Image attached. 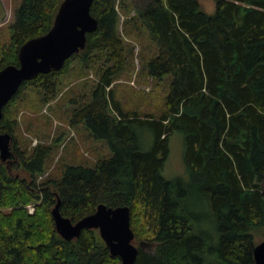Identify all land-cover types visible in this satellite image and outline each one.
Returning <instances> with one entry per match:
<instances>
[{"label": "trees", "instance_id": "trees-1", "mask_svg": "<svg viewBox=\"0 0 264 264\" xmlns=\"http://www.w3.org/2000/svg\"><path fill=\"white\" fill-rule=\"evenodd\" d=\"M62 1L21 0L13 22L0 27V71L18 66L20 48L51 30ZM215 5L209 14L199 0H95L98 28L86 48L61 70L23 83L0 121L14 154L10 168L0 159V264H121L98 230L71 241L57 233L59 200L74 223L100 204L129 206L135 264H256V236L264 234V0ZM129 38L146 45L137 74L152 86L147 104L159 102L145 115L117 92V81L136 71ZM90 70L92 82L70 88ZM64 87L69 125L104 142L110 157L64 164L58 178L40 180L58 140L21 146L20 112L51 105ZM28 131L44 138L43 128ZM176 133L188 178L167 180Z\"/></svg>", "mask_w": 264, "mask_h": 264}, {"label": "water", "instance_id": "water-1", "mask_svg": "<svg viewBox=\"0 0 264 264\" xmlns=\"http://www.w3.org/2000/svg\"><path fill=\"white\" fill-rule=\"evenodd\" d=\"M94 1L63 0L51 30L20 48L18 66L10 65L0 71V121L4 107L24 82L61 70L69 58L86 48L87 35L98 28V20L91 14ZM11 146V134H0V159L9 168L14 158ZM52 214L56 231L63 239L75 240L85 230H98L111 255L119 257L121 264L136 263L139 248L131 228L129 206L100 204L95 213L74 223L61 214L59 200ZM254 259L256 264H264V241L255 246Z\"/></svg>", "mask_w": 264, "mask_h": 264}, {"label": "rangeland", "instance_id": "rangeland-1", "mask_svg": "<svg viewBox=\"0 0 264 264\" xmlns=\"http://www.w3.org/2000/svg\"><path fill=\"white\" fill-rule=\"evenodd\" d=\"M203 9L209 13H215L216 5L215 0H199ZM21 0H0V27H5L8 24H11L14 19V12L20 5ZM121 22L126 21L124 14L121 13ZM123 31V26H121V32ZM128 42L133 44L135 49V65L136 71L134 74L131 73L128 77H125L117 81V92L119 98L129 109H137L141 112L142 115L150 112L151 106L159 103L155 101L156 99L150 100V103L147 104V98L152 90L150 84H146L139 79L138 71L140 70V56L144 47H141V43L138 40L129 38ZM95 79V72L90 70L88 71L82 79L74 81L71 85L75 86L77 83L82 80L92 82ZM84 83V82H83ZM68 87V86H67ZM67 87H64L59 94V99L53 102L51 105H46L40 110H35L32 106L24 108L20 112L19 116V138L20 145H25L26 142H30V146H36L38 144L48 145L55 143L54 151L52 156L48 160L46 166V174L40 177V180L51 178H58L63 165L79 163L82 165L94 166L96 162L100 159L110 157V151L104 142L95 141L86 133L83 128H73L69 125L67 117H69L72 108L68 105V93L69 90ZM76 87V89H78ZM81 88L77 90L80 92ZM71 92V90H70ZM150 98H148L149 100ZM37 101L38 99H35ZM23 116V117H21ZM46 117L51 119V123L45 120ZM40 127L43 128V137L36 138L28 128ZM46 138V139H45ZM184 137L183 134L176 133L171 139L170 146V156L167 164L165 165L163 171V177L167 180H172L178 177L188 178V171L185 167L183 156H184ZM13 161V159H12ZM264 189V182H263ZM34 207V205L28 206ZM30 213V212H29ZM205 228H208L210 234L213 237L216 236V232L213 228L211 222L206 221ZM264 241V234L256 236V243ZM138 246V242H135Z\"/></svg>", "mask_w": 264, "mask_h": 264}, {"label": "built area", "instance_id": "built-area-1", "mask_svg": "<svg viewBox=\"0 0 264 264\" xmlns=\"http://www.w3.org/2000/svg\"><path fill=\"white\" fill-rule=\"evenodd\" d=\"M35 209L33 207H29V212L32 214L34 213Z\"/></svg>", "mask_w": 264, "mask_h": 264}]
</instances>
